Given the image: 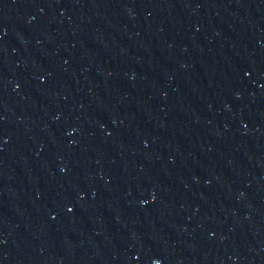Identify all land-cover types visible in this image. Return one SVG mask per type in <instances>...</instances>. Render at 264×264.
<instances>
[{
  "label": "water",
  "instance_id": "95a60500",
  "mask_svg": "<svg viewBox=\"0 0 264 264\" xmlns=\"http://www.w3.org/2000/svg\"><path fill=\"white\" fill-rule=\"evenodd\" d=\"M0 264H264V0H0Z\"/></svg>",
  "mask_w": 264,
  "mask_h": 264
}]
</instances>
